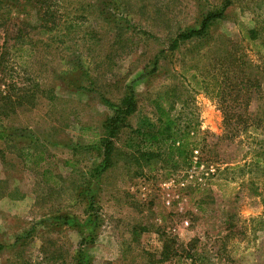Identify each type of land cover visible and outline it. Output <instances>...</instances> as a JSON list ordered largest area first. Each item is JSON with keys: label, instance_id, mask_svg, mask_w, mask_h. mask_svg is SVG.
<instances>
[{"label": "rangeland", "instance_id": "obj_1", "mask_svg": "<svg viewBox=\"0 0 264 264\" xmlns=\"http://www.w3.org/2000/svg\"><path fill=\"white\" fill-rule=\"evenodd\" d=\"M224 1L55 0L52 32L28 0L5 2L0 264H264V57L243 40L264 37V0H232L210 36L172 48ZM22 21L39 28L22 37ZM230 44L251 62L236 81H260L238 104L220 84ZM128 87L136 107L105 162L93 143ZM162 89L178 123L199 125L188 164L162 139L143 146Z\"/></svg>", "mask_w": 264, "mask_h": 264}, {"label": "trees", "instance_id": "obj_2", "mask_svg": "<svg viewBox=\"0 0 264 264\" xmlns=\"http://www.w3.org/2000/svg\"><path fill=\"white\" fill-rule=\"evenodd\" d=\"M8 1H18V0H0V19H5V16L2 14V7L5 2ZM28 3L32 4V9L34 8L36 14L41 21L40 27H42L47 32H52L57 27L56 19L57 13L53 9L55 4V0H28ZM232 4V0H225L222 3L221 8H213L208 10L205 15H203L202 19L199 21L198 26L192 29H187L180 31L175 39L172 42V48H177L179 44L185 41H197V39H204L210 36V29L214 22L217 20L223 19L226 15L227 8ZM39 28L36 25H31L27 22L22 21V37L26 36L27 33L33 31L34 29ZM264 28V27H263ZM262 28V29H263ZM244 39H248L249 41H253L257 47L259 54L264 57V37L261 36V30L259 27H245L244 28ZM264 30V29H263ZM262 39L263 41H259ZM228 43L224 42L223 46H226ZM232 45H229L228 50V60L229 63L226 67H223V71L221 72V81L220 84L226 85L228 89H233L237 92L236 97L234 96L235 102H239V96L243 92V89L247 90V99L250 101V94L252 88H258L260 85V81L258 77H252L248 74H243L241 80H237L240 78V74L246 72L245 66L247 63H251L247 60L246 51H242L240 54H236L234 50L231 49ZM245 49V48H244ZM0 69H4V57L0 58ZM244 75L247 77L243 78ZM168 92L166 90H160L156 97L153 99V104L159 114V125L156 130L147 133L146 135L141 136L144 140L143 146H148V144H152L154 140L162 139L167 144V161L173 163L174 165H178L180 163L188 164L191 162L192 155L197 150L199 143L197 141V135L199 132L198 124H191L190 122L185 125L177 122L175 114L171 111L173 108L171 104V100L166 95ZM3 98L0 95V100ZM108 103L109 100L105 99ZM171 104V106H170ZM236 106V105H235ZM136 107V99L134 92L131 87H128L127 97L125 99V106L118 111H114V114L110 117L106 118L102 123V133L100 137L93 143L94 145H102L104 148V158L105 162H109L111 160V153L114 149V141L116 138L120 137L123 134L125 128L122 127L123 120L126 118L128 113L134 110ZM234 106L225 111V114L229 112H233ZM1 116V115H0ZM141 131H139L140 133ZM1 136V133H0ZM121 140H124L123 138ZM4 151L0 150V159H5ZM51 178H46L47 182L50 181ZM54 184L59 182L54 179ZM57 186V185H56ZM7 195L11 199H20L23 198L24 195L19 190H14L11 193H7ZM166 249V248H165ZM168 250H165L167 253Z\"/></svg>", "mask_w": 264, "mask_h": 264}, {"label": "built area", "instance_id": "obj_3", "mask_svg": "<svg viewBox=\"0 0 264 264\" xmlns=\"http://www.w3.org/2000/svg\"><path fill=\"white\" fill-rule=\"evenodd\" d=\"M0 77H1V74H0ZM195 152H198L197 150Z\"/></svg>", "mask_w": 264, "mask_h": 264}]
</instances>
